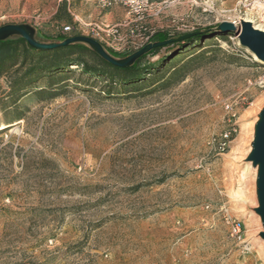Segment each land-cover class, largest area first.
<instances>
[{
	"label": "rangeland",
	"instance_id": "rangeland-1",
	"mask_svg": "<svg viewBox=\"0 0 264 264\" xmlns=\"http://www.w3.org/2000/svg\"><path fill=\"white\" fill-rule=\"evenodd\" d=\"M61 1L0 0V25L28 22L45 39L89 35L118 53L154 31L240 18L264 28L251 21V0H151L135 12L119 2ZM113 24L108 33L97 27ZM210 37L179 61L181 80L167 79L166 59L140 89L76 79V65L50 99L34 90L8 95L0 77V264H264L262 169L253 156L264 64L233 34ZM226 216L243 224L241 242Z\"/></svg>",
	"mask_w": 264,
	"mask_h": 264
},
{
	"label": "trees",
	"instance_id": "trees-1",
	"mask_svg": "<svg viewBox=\"0 0 264 264\" xmlns=\"http://www.w3.org/2000/svg\"><path fill=\"white\" fill-rule=\"evenodd\" d=\"M65 5L66 1L63 0L59 6L65 7ZM211 35L221 39L226 37L225 32L215 30L205 34L194 35L179 42L176 48L160 56L158 61H149L148 57L158 54L162 47L150 50L129 67L112 65L81 44L61 46L53 49H35L30 47L23 38L12 37L0 40V77L4 76L7 80L9 86L8 95L13 93L22 94L34 90L36 95L50 99L62 93L66 86V80L72 76L70 66L76 65L80 70L76 75V79L81 75L90 78L102 77L109 84L113 82L123 86V88L140 89L148 86L149 77L146 74L150 73L152 77L158 76L160 69L155 64L166 59H168V62H165L164 70L166 72L171 71L167 79L181 80L185 74V66L178 65L179 61L184 60L190 54L188 48L202 39H208ZM38 36L43 38L39 32ZM66 36V34H58L53 39H63ZM168 36L163 31H154L148 35L147 41L164 39ZM106 48L114 55L128 53L115 52L108 46ZM38 81H41L42 84L36 85ZM106 86L108 88H104L102 91L108 95L111 91L109 85ZM15 102L16 100L13 99L11 103ZM15 115L18 119L22 117L21 111H15ZM4 127L5 125L1 124L0 130ZM233 137L232 135L231 139Z\"/></svg>",
	"mask_w": 264,
	"mask_h": 264
},
{
	"label": "water",
	"instance_id": "water-1",
	"mask_svg": "<svg viewBox=\"0 0 264 264\" xmlns=\"http://www.w3.org/2000/svg\"><path fill=\"white\" fill-rule=\"evenodd\" d=\"M213 30L233 34L239 39L240 43L247 46L257 58L264 61V31L255 28V26L247 20L237 22L222 20L212 26L176 33L164 39L148 40L140 47L124 55H114L101 41L89 35L73 34L63 39L41 38L38 36L36 26L28 22H7L1 24L0 40L21 37L30 47L35 49H53L61 46L81 44L112 65L129 67L133 65L139 57L154 48L177 45L179 42L189 37L205 34ZM253 156L256 160L261 162L260 195L262 206L260 212L264 218V118L259 126V138L253 151Z\"/></svg>",
	"mask_w": 264,
	"mask_h": 264
},
{
	"label": "built area",
	"instance_id": "built-area-1",
	"mask_svg": "<svg viewBox=\"0 0 264 264\" xmlns=\"http://www.w3.org/2000/svg\"><path fill=\"white\" fill-rule=\"evenodd\" d=\"M114 2H119L123 6L128 7L129 12H135L136 7L138 6H141L142 9L145 10L147 8H151L154 5V3L151 0H103L102 4L104 6H108ZM243 5H246V4L243 3ZM247 5H250V6L247 7ZM247 5H246L247 9H249L252 14L251 21L264 26V0H251L250 3H248ZM117 25L118 24H113L107 29H103L100 26H97V27L108 33L110 31H116ZM70 29L71 27L69 25H65L63 27V30L65 31L70 30ZM142 38L146 39L147 35L143 33ZM257 83L259 86L264 85V75H261L258 77ZM225 109L230 114V116H234L237 112L236 108L230 103L225 104ZM232 130L234 129L230 128L228 131L223 133L222 138L220 139V142H219V148L221 151L227 148L226 147L227 143L229 142V140L231 139V136L233 135ZM225 220L229 227L230 237L237 242H241L244 237V226L241 223V221L238 219L232 218L230 216H226Z\"/></svg>",
	"mask_w": 264,
	"mask_h": 264
},
{
	"label": "bare ground",
	"instance_id": "bare-ground-1",
	"mask_svg": "<svg viewBox=\"0 0 264 264\" xmlns=\"http://www.w3.org/2000/svg\"><path fill=\"white\" fill-rule=\"evenodd\" d=\"M242 19H243V18H240L239 21H243ZM254 26H255V28H257V29L264 31V28L259 27L258 25H255V24H254ZM252 54H253V56L256 58V60H257L259 63L264 64V61H263V60L257 58L253 52H252ZM252 54H251V55H252ZM255 58H254V59H255ZM241 139H243V138H241Z\"/></svg>",
	"mask_w": 264,
	"mask_h": 264
}]
</instances>
